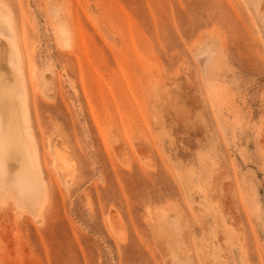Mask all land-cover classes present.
I'll list each match as a JSON object with an SVG mask.
<instances>
[{
  "label": "rangeland",
  "instance_id": "374dc122",
  "mask_svg": "<svg viewBox=\"0 0 264 264\" xmlns=\"http://www.w3.org/2000/svg\"><path fill=\"white\" fill-rule=\"evenodd\" d=\"M1 41L48 193L0 264H264V0H0Z\"/></svg>",
  "mask_w": 264,
  "mask_h": 264
},
{
  "label": "bare ground",
  "instance_id": "6f19581e",
  "mask_svg": "<svg viewBox=\"0 0 264 264\" xmlns=\"http://www.w3.org/2000/svg\"><path fill=\"white\" fill-rule=\"evenodd\" d=\"M9 48L11 49V54H12V57H10V59L15 58V60H18L15 45L12 44L11 46H9ZM17 71L19 74L22 73V71L19 72L18 69ZM22 75L23 74H21V76ZM22 83L24 84L23 81ZM24 89L26 88L24 87ZM20 99H21L20 105L23 114L25 113L28 115L27 102L23 98ZM11 110H12V98H7L6 100L1 99L0 100V124H1L0 126V195H26L29 197L32 196L31 198L33 199L36 198L34 199L36 201L40 193H43V195L45 194L47 195L48 193V190L46 189L48 187L44 183L45 181L42 178L40 179L41 173L39 171V157H38L39 155L37 156L36 151L38 149L35 148L37 144H35L36 142H34L33 139L34 136L29 132L30 122L29 119L25 116L26 133L28 134V136L30 135V139L34 143L33 147L34 149H36V151L34 150L35 151L34 158L37 167L34 170L32 167L30 168V166L28 165L29 162L27 158L28 156L24 155L27 149H25L24 143L20 138L21 133L19 132V130L21 127L20 125H18L17 120H15L16 117H14V113ZM11 119L14 120L13 123H10ZM50 148L52 149L53 154L55 155L54 162L56 163V167L58 168L60 173L63 174L62 170H64V168L67 169L66 165L69 166V163L67 162V160H64V158L62 157V160L64 162L63 164H59L58 162L60 161H59V156L57 154L59 149L57 150L54 144L50 146ZM10 153H14L15 155L18 156L19 166L18 169L13 173H10L9 171L10 165L8 166L5 161V157L9 156ZM45 201H47V199H45Z\"/></svg>",
  "mask_w": 264,
  "mask_h": 264
},
{
  "label": "water",
  "instance_id": "95a60500",
  "mask_svg": "<svg viewBox=\"0 0 264 264\" xmlns=\"http://www.w3.org/2000/svg\"><path fill=\"white\" fill-rule=\"evenodd\" d=\"M0 57H1V61H0V66H1V71L4 73V75H6V82L9 85V89H10V98H12V112L14 113V117H16V119L18 120L20 127H21V136L20 138L22 139V142L25 145V149H27L26 153H24V155H27L28 157V165L30 166V168L32 167L34 170L37 167L35 158H34V151H33V146L31 144L30 138L28 136V134L26 133V123H25V118H23V111L21 110V106H20V98L18 97V88L16 87L15 84H13L12 82V71H14L13 68H11L9 61L11 60L10 57H12L11 54V49L9 48L8 44L5 42H0ZM3 66V68H2ZM9 68L10 70H5V68ZM11 73V74H10ZM6 86V84H4ZM7 87V86H6ZM8 158V157H7ZM13 158V157H12ZM41 179V176H40ZM42 193H40L39 198L42 199ZM32 207H34V209H38V205H32Z\"/></svg>",
  "mask_w": 264,
  "mask_h": 264
}]
</instances>
